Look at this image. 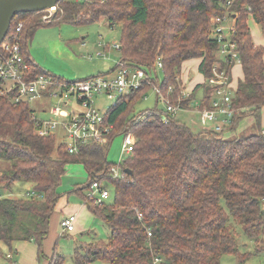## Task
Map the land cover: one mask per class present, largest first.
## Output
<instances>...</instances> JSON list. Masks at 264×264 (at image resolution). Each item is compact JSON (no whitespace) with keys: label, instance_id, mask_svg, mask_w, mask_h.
<instances>
[{"label":"trees","instance_id":"1","mask_svg":"<svg viewBox=\"0 0 264 264\" xmlns=\"http://www.w3.org/2000/svg\"><path fill=\"white\" fill-rule=\"evenodd\" d=\"M227 10L237 13L233 37L244 72L233 94L232 124L222 131L203 127L195 131L178 116L164 122L157 105L137 109V101L154 84L165 93L173 86L169 96L182 104L198 99L202 89L201 106L211 105L215 86L207 79L213 75L214 63L226 71L233 65L218 57L219 43L211 33L210 18ZM45 13H17L10 25L11 34L23 23L19 41L34 75L51 74L29 49L38 27L106 20L111 27H120L119 61L143 68L149 82L111 106L105 122L113 128L105 141L81 143L73 153L63 139L58 142V134L37 132L33 108L28 102H15L14 91L2 93L0 79V162L7 163L0 172L4 186L0 189V240L11 245L18 239H33L41 247L67 165L81 162L90 180L76 190L104 179L115 188V200L95 203L83 194L89 210L103 218L111 233L106 240L82 243L83 251L76 248L79 264H221L224 254H236L243 262L255 251L264 252V46L255 43L248 24L252 16L264 34V0L232 4L228 0H59L49 19ZM193 57H202L199 68L206 81L183 96L182 64ZM246 116L255 119L258 130L225 137ZM128 132H133L136 144L122 162L124 176L114 177L109 148L116 135ZM16 181L31 183L27 196L5 195ZM232 220L256 240L254 252H241ZM48 264L64 263L53 257Z\"/></svg>","mask_w":264,"mask_h":264},{"label":"built area","instance_id":"2","mask_svg":"<svg viewBox=\"0 0 264 264\" xmlns=\"http://www.w3.org/2000/svg\"><path fill=\"white\" fill-rule=\"evenodd\" d=\"M233 1L228 0V4H232ZM43 10H46L44 18L47 19L55 11L52 7ZM236 18L237 13L230 10L223 14H214L210 18L211 33L219 43L217 52H223L224 55L221 58L228 60L233 66L240 62L237 41L233 37L237 29ZM22 25L23 23H19L11 34L9 29L0 43V79L4 81L2 93L7 94L14 91L15 102H28L33 108L31 116L38 123L37 132L39 134L61 132L62 139L68 145L70 152H78L81 143L105 141L107 134L113 128L112 123L105 122L111 107L102 103L98 104L97 98L105 95L108 99L114 100V105L121 96L138 89L144 82H149L146 71L141 67L118 60L119 64L111 72L93 74L74 80H64L47 73L34 75L32 64L24 55L19 41L18 32ZM112 45L117 49L121 47L118 42ZM157 66L162 70L163 64L160 59ZM233 66L226 71L221 68L219 62L214 63L213 75L207 79L209 84L215 86L210 106H201V101L198 99H193L187 104L174 102L169 96L174 90L173 86H170L165 93L159 85L154 84L152 88L157 99L165 105L161 110L164 122H169L172 117L178 115L180 110H185L197 111L203 128L222 131L231 125L236 112L232 100L236 90L232 80ZM180 79L184 85L182 74ZM182 94L187 96L189 92L183 87ZM46 100L51 103L47 104ZM35 101L39 104L37 108L32 106V102ZM38 109L40 114H37ZM135 144L136 137L133 132L126 133L120 162L111 167L114 177L124 176L122 162L132 154ZM106 183L104 179L93 181L89 187L88 198L95 203L107 201L111 196V189ZM261 204L264 208V196L261 198ZM76 218L77 214H70L62 219V232L73 231ZM151 234V229L148 228L149 238ZM8 256L11 258L12 254L8 253ZM159 261L160 259L156 257L155 262Z\"/></svg>","mask_w":264,"mask_h":264},{"label":"rangeland","instance_id":"3","mask_svg":"<svg viewBox=\"0 0 264 264\" xmlns=\"http://www.w3.org/2000/svg\"><path fill=\"white\" fill-rule=\"evenodd\" d=\"M250 31L253 39L257 44L264 46V34L260 25L250 20ZM121 37L120 27L118 25L111 27L109 23L104 21H96L87 24L77 25L70 22L62 24H48L38 27L33 38L29 42V49L41 59L40 62L36 56L31 53L35 61L45 68L49 73L67 80H74L87 77L93 73L103 72V68L111 64V60L97 52L104 51L99 46V42H105V45L111 47L112 43H119ZM39 53V54H38ZM112 61L120 60V49L113 48L111 50ZM104 55V53H103ZM223 52L218 51L221 58ZM184 68V64H182ZM240 65L235 70L239 72ZM75 71L77 73L75 74ZM241 73V72H240ZM160 79L163 78V72L159 69ZM194 72H192V75ZM241 76V75H240ZM153 87V86H152ZM199 94L197 95V97ZM200 98V97H199ZM198 98V99H199ZM98 104L111 107L114 100L108 99L105 95L97 98ZM49 104L51 101L46 100ZM164 108L162 101L157 99V95L153 88L147 90L144 97H141L136 104L137 109H152L155 106ZM32 106L37 108L38 103L32 102ZM106 106V107H107ZM108 108V107H107ZM40 114V110H37ZM178 118L187 122L195 131L202 128L199 113L193 111L180 110ZM252 116H246L239 123L238 129L227 130L225 137H233L240 134H250L258 130V126L254 122ZM262 122V121H261ZM58 134V142L61 141L62 135ZM124 135L118 134L113 139L108 152V160L114 164H118L121 158L122 145ZM7 163L0 162V172L6 168ZM90 180V175L83 163L74 162L67 165V171L58 186L60 195L58 202L52 211L48 234L45 237L42 246L33 239H18L13 241L11 245L0 240V264H48L51 258L62 260L64 264H79L75 260L76 248L83 251L82 243L91 242L97 239H107L111 233L110 227L105 223L102 217L96 216L89 210L84 201V195L88 194L89 186H85L83 190H76L77 186H84ZM0 183V189H3ZM31 187L28 181H16L7 190L5 195L25 197L27 191ZM6 189V188H5ZM111 196L107 199V203H113L115 200V188L110 185ZM70 214H77L78 219L74 222L76 227L71 232H62L61 221ZM233 229L238 236L241 252L256 250V240L249 239L243 232L241 225L232 220ZM12 246V247H11ZM8 253L12 254L10 258ZM221 264H264V252H256L245 258L242 262L236 254H224Z\"/></svg>","mask_w":264,"mask_h":264},{"label":"crops","instance_id":"4","mask_svg":"<svg viewBox=\"0 0 264 264\" xmlns=\"http://www.w3.org/2000/svg\"><path fill=\"white\" fill-rule=\"evenodd\" d=\"M253 20L255 22L256 25H259L255 19L250 16L249 19H248V24L250 26V20ZM32 43V41H31ZM256 43V42H255ZM257 44V43H256ZM99 46L102 47L104 49V51H99L101 54H99L97 52V54L99 55H102L103 57H105V54H106V58H103V59H109L111 60V64L104 67L103 68V72L107 73V72H111L110 70L111 69H115L116 65H117V62L118 61H112V53H111V50L114 48V47H111L109 45H105V42H99ZM113 46V45H112ZM30 52L32 54H34V52L31 51V48H30ZM104 53V55H103ZM39 54V53H38ZM35 55V54H34ZM36 56V55H35ZM36 59L40 62H43L41 61V59L39 57L36 56ZM201 61H202V57H193V58H190V59H187L183 62L184 64V68L182 67V78H183V82H184V88L187 92H191L194 90V88L197 86V84H200V83H203L206 81V77L204 76V74L200 71V64H201ZM44 64H47L45 63V61L43 62ZM240 65L241 68H239V72L237 73L235 68L236 66ZM192 72H194V74L192 75ZM241 72V73H240ZM77 73V71H75V74ZM93 74H96V73H93ZM91 74V75H93ZM98 74V73H97ZM91 75H87V76H91ZM241 75V76H240ZM232 77H233V84L236 86H238V83L241 79L244 78V72H243V68H242V64L241 62H237L234 66H233V69H232ZM199 95H202V89L199 90L198 92ZM199 98V97H197ZM262 126L264 128V106L262 108ZM78 219V217L76 218V220ZM61 229H62V226H61ZM76 229V227H75ZM74 229V230H75Z\"/></svg>","mask_w":264,"mask_h":264},{"label":"water","instance_id":"5","mask_svg":"<svg viewBox=\"0 0 264 264\" xmlns=\"http://www.w3.org/2000/svg\"><path fill=\"white\" fill-rule=\"evenodd\" d=\"M59 0H0V43L7 35L12 19L17 13L40 11L48 7L56 10ZM128 172L133 171L125 168Z\"/></svg>","mask_w":264,"mask_h":264}]
</instances>
